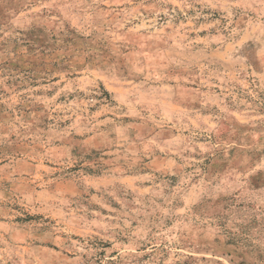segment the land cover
<instances>
[{
	"label": "rangeland",
	"instance_id": "374dc122",
	"mask_svg": "<svg viewBox=\"0 0 264 264\" xmlns=\"http://www.w3.org/2000/svg\"><path fill=\"white\" fill-rule=\"evenodd\" d=\"M0 264H264V0H0Z\"/></svg>",
	"mask_w": 264,
	"mask_h": 264
}]
</instances>
